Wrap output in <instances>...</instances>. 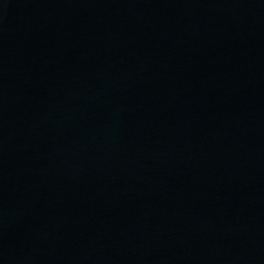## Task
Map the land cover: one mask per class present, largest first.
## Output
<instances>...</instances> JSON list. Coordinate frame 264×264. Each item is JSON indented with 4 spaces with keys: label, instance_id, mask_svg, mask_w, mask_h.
<instances>
[{
    "label": "water",
    "instance_id": "obj_1",
    "mask_svg": "<svg viewBox=\"0 0 264 264\" xmlns=\"http://www.w3.org/2000/svg\"><path fill=\"white\" fill-rule=\"evenodd\" d=\"M0 264H264V0H0Z\"/></svg>",
    "mask_w": 264,
    "mask_h": 264
}]
</instances>
